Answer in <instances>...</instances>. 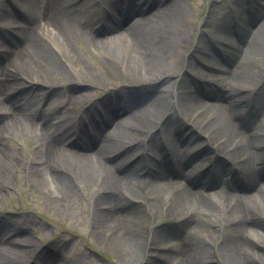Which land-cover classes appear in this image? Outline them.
I'll return each instance as SVG.
<instances>
[{"label": "bare ground", "instance_id": "obj_1", "mask_svg": "<svg viewBox=\"0 0 264 264\" xmlns=\"http://www.w3.org/2000/svg\"><path fill=\"white\" fill-rule=\"evenodd\" d=\"M182 1L0 0V135L30 134V186L53 190L59 207L73 191L95 188L89 197L94 240L120 264H205L212 248L221 264H264L263 0H233L230 12L192 30L175 28ZM149 2L153 14L145 7ZM110 4L119 6L116 16L91 12L83 20L88 8L107 10ZM82 39L109 46L119 79L126 74L164 86L146 103L147 94L123 100L117 88L110 92L113 107L90 105L93 121L89 108L83 110L81 120L95 125L93 145L81 121L63 139L68 120L51 125L27 113L28 105L58 94L74 108L93 89L108 86L80 54ZM191 74L196 77L188 82ZM80 82L88 84L82 91ZM14 89L18 95L7 97ZM184 127L187 136L180 140ZM210 154L216 155L214 170L194 175L200 162L192 161ZM19 166L0 143V179ZM28 222L0 224V264H26L33 256L32 264H64L35 248L23 225ZM60 244L66 242L60 238ZM70 264H82V257Z\"/></svg>", "mask_w": 264, "mask_h": 264}, {"label": "rangeland", "instance_id": "obj_2", "mask_svg": "<svg viewBox=\"0 0 264 264\" xmlns=\"http://www.w3.org/2000/svg\"><path fill=\"white\" fill-rule=\"evenodd\" d=\"M232 2L233 0H183L181 4L184 9L175 22V28L180 29L185 26L192 30L196 24L205 27L209 17L223 10H228V12H230V5ZM262 3L264 4V0ZM247 7L248 6H245V9ZM87 10L88 11L83 13V20L91 12L100 13L102 7L94 6V8L90 7ZM110 11L111 13L109 14L114 15L115 10L111 5L107 9V12ZM149 12H151V14L155 12L154 6L149 9ZM136 18H139V16H135L133 20ZM246 21L251 23L253 21L252 16H247ZM131 22L132 19L126 20V22L124 21V26ZM97 25H100V23ZM205 37L207 39H214L215 36L207 33ZM82 43L83 44L79 46L81 47L80 54L83 59L87 65L92 67L95 74L101 75L104 82L108 83V86L103 87V85H101L97 89H93L91 98L74 108H72L67 97L63 94L46 98L34 106L28 105L27 113L38 114L39 112V115L45 118L51 116L52 122L55 123L59 122L60 119L65 121L68 120L71 126L62 136L63 139H68V136L72 134L73 128L78 121H81L80 123L84 134L87 120L84 118L81 120V112L88 109L90 105L95 102L103 106L114 102V98L111 97L112 95H110V92L116 91L117 88H120L123 100L126 94H147L146 103L160 94V89L164 87L163 85L155 84L157 83L156 79L144 82L138 80L137 77L132 80L129 76H126V74L120 76L119 79L115 72V67L119 66V61L112 57V53L108 50L109 46L106 48L99 43L96 45L88 44L84 39H82ZM195 44L194 42L192 47H190V51L195 49ZM260 74L261 73L258 75L260 76ZM195 77L196 75L191 74V78H189L188 82L194 80ZM63 83L64 82L61 81H54L51 84L62 86ZM86 85L88 84L84 82L77 84L79 91L87 87ZM190 85L192 89H196L192 84ZM56 86H54V88ZM204 87H206V85L202 86L200 89L202 99H205ZM209 89L208 91H210L211 94L217 92V88L210 87ZM15 94L17 93L13 91L10 92L9 98ZM64 106L65 108H63ZM93 110V108H89L88 110L90 119L92 120V117L94 115L96 116ZM88 118L89 115L86 119ZM54 129L52 128V130ZM190 129L192 128L190 127ZM183 131H186V127H184ZM181 132L182 131L177 134V137L183 135ZM69 139L72 140L74 137H70ZM202 139L203 138L196 139L195 146L193 147L194 152L201 148L200 142ZM0 143L10 155L20 161L18 169L12 171L6 180L3 179L4 182L0 179V224L16 227L19 223H24L29 219L31 224L28 222V224L25 223L23 225H27L25 226L27 227L25 228L27 236L33 241L35 248H38V251L41 252L47 251L56 254L60 263L70 264L77 256H81L82 264H120L110 251H106L103 247L97 246L94 240L93 220L96 215L89 205L91 203L89 197L94 193L95 188L89 189V191L86 192L78 189L77 191H73L74 194L72 197H69L67 201L68 204L61 208L55 202L56 198L53 190L45 188L44 190L35 191L30 186L29 178L25 172L27 166L26 162L30 159L32 151L33 139L30 134L23 135L21 138L14 137L11 134L10 136L6 135L4 137L0 135ZM63 146H66V143H63ZM203 157L204 156L201 155L199 158L192 161V163H194L199 161V159L202 160L200 166L196 168L197 170L205 165ZM69 162L70 161H68V166L70 167L72 163ZM158 222L159 226L165 225V221L162 219H158ZM200 237L202 238V236ZM60 238L66 242L65 247H61ZM218 259H220L218 252L212 248L210 258L205 264H221ZM33 262L34 256L31 257L26 264H32Z\"/></svg>", "mask_w": 264, "mask_h": 264}]
</instances>
